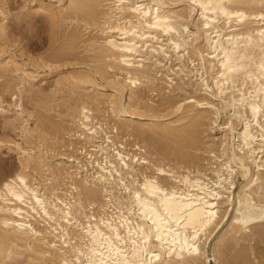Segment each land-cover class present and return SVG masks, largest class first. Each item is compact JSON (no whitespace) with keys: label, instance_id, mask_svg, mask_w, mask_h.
Segmentation results:
<instances>
[{"label":"bare ground","instance_id":"bare-ground-1","mask_svg":"<svg viewBox=\"0 0 264 264\" xmlns=\"http://www.w3.org/2000/svg\"><path fill=\"white\" fill-rule=\"evenodd\" d=\"M42 3L54 19V6ZM66 12L98 36L84 44L94 54L91 70L65 79L97 94L81 95L67 106L69 121L48 126L59 134L53 145L22 118L26 141L41 134L35 149L11 143L19 167L0 181V264H263L254 241L264 235V0H68L58 10ZM2 55L0 62L10 58ZM50 61L41 64L53 70ZM156 68L171 86L170 75L179 77L177 90L186 93V77L202 92L148 104L137 92L155 83ZM20 72L21 84L33 75ZM98 95L106 101L104 112L94 109L103 122L90 106ZM204 120L221 133L207 150L210 177L187 167L190 151H176L172 166L145 143L185 126L179 148L197 150ZM243 163L252 174L237 187Z\"/></svg>","mask_w":264,"mask_h":264},{"label":"rangeland","instance_id":"rangeland-1","mask_svg":"<svg viewBox=\"0 0 264 264\" xmlns=\"http://www.w3.org/2000/svg\"><path fill=\"white\" fill-rule=\"evenodd\" d=\"M57 1L58 0H0V11H2L4 17L0 21V27L3 30L2 31L3 34L0 36V52L3 51L2 57L7 55L10 56V58L3 59L0 62V74H1L0 75V143L2 142V144H0V181L5 179V177L10 176L19 167L18 152H16L17 149L12 144L19 142L18 144L21 147L27 148L29 146L33 148L34 147L33 144L36 145L37 142L36 137L39 134V130H40V132L42 131L41 133L43 134V137H45L46 135V137L44 138L45 139L44 144L47 145L52 143L53 145L55 139L58 140L60 139L59 137H57L59 136V134L57 132L55 133L54 129L53 131L49 129L51 127L48 128V126H50L52 123H53L52 125H55L56 123L62 124L63 122L69 121L68 117H64L65 114L67 113V106L69 103L73 104L75 101H77V99L81 97V95H82V99H84L83 98L84 95L90 94V96H92L94 94H97L95 91H93L88 87H83V88L72 87V84L68 82L65 79V77L68 73L75 70H83L87 72L91 70L90 66L93 65L94 63V61L92 60V58H94L93 56L94 54L90 50H88L87 45H86L87 47L86 50L88 51H86L84 44L85 42L89 43V40L91 38L93 39V37L95 39L98 36V33L96 29H93L94 26L88 28L87 26L83 25V21L80 19V17L74 15L71 16L70 15L71 13L69 14V12L68 13L66 12V15H64L65 12H63L64 13L62 14L63 17L68 16L67 17L68 20L67 18L66 20H64L65 17L62 20L63 17L60 16L61 14L58 13V10L66 7L68 0H62L61 2L62 7L60 8H58L59 3ZM41 2L44 3V4L42 3L43 5L51 6V8L52 6H54L53 7L54 8L53 11L55 13L54 19L49 13H47V10L45 8L40 7ZM181 8L182 6H179L176 9H181ZM44 9L46 10V12ZM56 12L59 14L61 18L57 16L58 14H56ZM77 19H80L81 21H78ZM54 20L56 23L54 22ZM58 20L59 23H57ZM190 27L193 28L192 25H190ZM70 35L71 37H74V39H76L75 40L76 42L72 43L73 46L71 44L69 46L66 44V38H68ZM64 44L67 46H65ZM5 51L7 55L5 54ZM49 60H51L50 63L52 65L54 64L53 70H50L49 68L44 66V65L48 66L47 61ZM41 62H43L42 63L44 64L43 66ZM81 62H84V64ZM74 63H76L77 65H74ZM85 65H87V68ZM170 66L171 67L178 66V64H176V61L174 60V57H172L171 59ZM16 67L18 71L14 70V68ZM22 69L33 73V75H30L31 77L25 76L21 84L20 71ZM155 71L157 72L155 76L157 78L155 80V83L153 85L148 84L150 88L148 87V85H143L140 88V90H138L137 92V94L140 97H142L143 100H145L148 104L157 105L162 102L166 103L165 101L172 100L174 98L175 99L179 98V96L183 97L185 95H188L189 93H193L194 91H197V93L202 92L198 89L195 90L196 87L192 86L191 83L188 80H186V77H183L184 82L187 85L183 87L186 90V93L177 90L176 88L177 86L175 85L181 84L179 77H174L173 75H170V77L173 78V82H176L175 85L172 83L171 86L167 82L166 78L163 75H161L164 74L163 69L156 68ZM97 82L99 84H104L99 79L97 80ZM153 86L154 88H152ZM17 87L18 88L23 87L22 95L20 97L17 93L18 92ZM151 89L153 90L151 91ZM19 100H21V102H19ZM97 102H100L97 106L94 103H90V106L92 107L93 112L94 114H96L98 120H101V122H103L102 116L100 115L101 113L95 111L94 109L99 108L100 111L104 112L105 111L104 109H106L105 108L106 101L102 97V95H98ZM15 103H21L22 104L21 108L23 107L22 108L23 110H21L20 107L19 108L16 107ZM20 111H22V113ZM19 113L20 116H18ZM106 114L107 113L105 112L104 115ZM178 116H180V114L173 115L167 118L166 121L168 120L172 121L176 119ZM22 118L25 120L27 119L26 127H29V129H31L32 127L34 129L35 124L36 126L38 125V127H40V129L38 128L39 129L38 132H36V134L35 133L33 134L34 136L31 140L29 139L30 137L27 139V141L25 138L22 137V134L20 132ZM39 119L42 122H40ZM113 119L114 118L111 116L110 118H107L108 123L110 122V124H112L114 121ZM35 120L37 121V123ZM115 122H117V120H115ZM183 122L184 121H179L175 123L173 126L177 125V127H179V125H181ZM204 122L206 123V120H204ZM41 123H45L47 128L44 126V124ZM205 123L199 127L200 129H199L198 138H200L199 139L200 144L199 143L197 144L198 145L196 146L197 150H195V148L193 149V147L192 148L189 147L190 149H192L189 150V148L187 149L185 148V146L184 148L182 147L183 149L179 148V146L183 144L186 145L185 142L182 141V140L185 141L186 135L180 133V130H182V128H184L185 126L181 127V129L179 128L178 133L175 131L174 134L176 133L177 134L173 135L172 137L170 136V138L169 137L159 138V136H157L156 139H153L155 143L152 142L153 140H151V142L154 144H150V141L147 140L145 141V143L149 145L151 150L152 147L153 149L157 147L156 148L157 150L154 149L155 152H157L158 154L157 158L161 159L165 163L169 162L168 164H171L172 166L175 163H177V159L175 158V155H173L175 154L176 151L188 152V153L190 151V154L194 155L195 160L193 159L189 163H187L186 164L187 167H190V169L192 170L197 166L198 168H201V170L203 169L205 174L208 177H210L208 169L213 165V161L209 159L207 155V150L209 148H214V147L216 148V145L218 144L219 140L218 139L212 140V137L214 136L215 138H217L221 135V133L220 131H218L216 126L207 125L209 123L208 121L206 124ZM135 125L133 124L131 127L138 128L139 126H141L144 127V129H148V126L146 125H149V127L151 126L150 124H143V126L141 124H135ZM120 133L124 134V131H119L118 135L121 137L127 136V135H122ZM177 135H179V139ZM125 138L127 137H123V139ZM34 140L35 142H31ZM180 140L182 143L180 142ZM126 141L129 142V140ZM29 143L30 145H28ZM31 144L33 147L31 146ZM167 147L168 148L170 147L169 149H173L174 152L172 153V150L169 151ZM48 148L50 147L48 146ZM184 149L187 150L184 151ZM54 152L56 153L55 150ZM55 153L52 152L51 154L48 153L49 154L47 155L48 158H50L52 154L55 155ZM163 154L164 156H162ZM172 157L174 158L172 159ZM51 159L52 160L54 159L55 162L58 161V158L55 156H53ZM243 165L246 167V169L238 173L236 177L237 187L252 174V166L248 163H243ZM222 230L223 228L219 231V233L222 232ZM252 233H254V230L252 231ZM217 235L218 234L215 235V237L212 239V241L208 246L209 255L211 254L210 253L211 247ZM261 237L262 238L259 239L258 237L255 236L256 241H254V248L256 249L258 260H260V262L264 264V235ZM248 239H250V237H248ZM230 256L228 258H231ZM239 260L240 259H238L236 264L237 263L239 264V262H241V260L240 261ZM235 261H233V263H235ZM12 263L15 264V262H11V264ZM227 263L232 264V262H227ZM22 264H24V262ZM25 264L28 263L25 262Z\"/></svg>","mask_w":264,"mask_h":264}]
</instances>
